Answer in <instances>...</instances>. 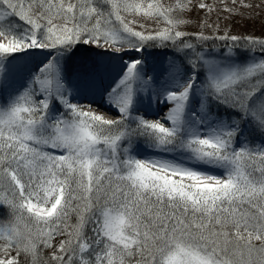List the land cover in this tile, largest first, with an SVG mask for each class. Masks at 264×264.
Returning <instances> with one entry per match:
<instances>
[{
  "label": "snow or ice",
  "instance_id": "1",
  "mask_svg": "<svg viewBox=\"0 0 264 264\" xmlns=\"http://www.w3.org/2000/svg\"><path fill=\"white\" fill-rule=\"evenodd\" d=\"M0 264H264V0H0Z\"/></svg>",
  "mask_w": 264,
  "mask_h": 264
},
{
  "label": "rangeland",
  "instance_id": "2",
  "mask_svg": "<svg viewBox=\"0 0 264 264\" xmlns=\"http://www.w3.org/2000/svg\"><path fill=\"white\" fill-rule=\"evenodd\" d=\"M256 2L259 3L260 0H256ZM240 30H241V31H245V30H248V31H255V32H257V34H258L259 31H260V22L257 21V22H256V25H255L254 28H253L251 25H249L247 29L241 27ZM85 46H87V45H84L83 47H85ZM84 102H86V101H84ZM100 107H102V106H100ZM105 108H106V106H105Z\"/></svg>",
  "mask_w": 264,
  "mask_h": 264
},
{
  "label": "bare ground",
  "instance_id": "3",
  "mask_svg": "<svg viewBox=\"0 0 264 264\" xmlns=\"http://www.w3.org/2000/svg\"><path fill=\"white\" fill-rule=\"evenodd\" d=\"M87 47H88V46H85L84 48H87ZM98 106H102V107H105L106 105H105V106H104V105H98ZM106 107H107V106H106Z\"/></svg>",
  "mask_w": 264,
  "mask_h": 264
}]
</instances>
